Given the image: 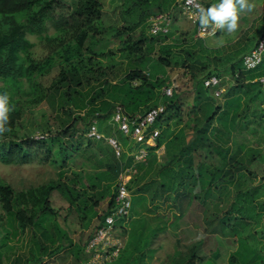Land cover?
Wrapping results in <instances>:
<instances>
[{"label":"trees","instance_id":"1","mask_svg":"<svg viewBox=\"0 0 264 264\" xmlns=\"http://www.w3.org/2000/svg\"><path fill=\"white\" fill-rule=\"evenodd\" d=\"M121 3L113 20L100 0H76L68 14L55 13L61 6L57 0H0V80L5 84L0 94L7 93L13 106L7 130L0 133V162L26 164L38 154L58 166L60 161L58 178L39 186L17 190L0 180V223L10 225L15 237L39 227L52 238L50 245L40 243L43 251L56 244L46 255L48 260L31 258V264H51L52 258L56 264H83L86 245L115 205L119 174L135 164V151L144 147L148 157L135 164L130 190L135 180L146 181L149 188H139L140 203L151 192L152 203L162 195L176 210L175 219L168 226L159 215L154 228L143 217L139 225L132 222L130 236L149 237L154 244L168 227L181 228L175 233L173 264H204L208 258L217 264L230 246L234 250L229 264H247L253 260L252 247L264 249V135L258 143L243 135L255 131L250 126L256 118L264 120V83L256 80L264 75V57L253 70L243 66L244 54L257 35L247 38L249 43L221 66L223 58L212 56L217 50L203 38L176 54L169 46L161 47L172 31L150 33V18L170 12L176 0ZM50 23L56 29L53 35ZM31 35L48 50L42 60L31 56ZM112 42L128 57L121 75L100 65ZM56 66L59 74L44 87L36 78ZM211 75L222 78L224 102L215 96V88L204 84ZM227 77L235 82L229 87ZM26 81L29 90L17 97L12 88L20 90ZM171 83L173 95L166 96L163 89ZM254 103L257 106L251 109ZM32 104L45 108L41 123L45 139L19 133L24 109ZM160 104L165 110L153 126L160 131L154 145L136 143L113 123L118 105L134 118ZM94 121L105 137L121 142L119 157L106 138L88 136ZM76 163L80 172L73 169ZM129 216L121 219L127 222ZM190 222L198 230L184 225ZM262 223L249 234L253 225ZM122 251L125 264H145L146 252L131 254L129 246Z\"/></svg>","mask_w":264,"mask_h":264},{"label":"rangeland","instance_id":"2","mask_svg":"<svg viewBox=\"0 0 264 264\" xmlns=\"http://www.w3.org/2000/svg\"><path fill=\"white\" fill-rule=\"evenodd\" d=\"M100 1L103 4V8L105 12H107L108 15H111L113 20H115L120 13V6L122 4L121 0H100ZM205 1L209 2L211 5L218 4L220 2V0H205ZM57 2L61 6L58 7L57 12L55 13L68 14L71 12V9L73 8L74 2H76V0H57ZM249 3L253 4L254 7L252 8L251 11H244L239 13L238 28L234 33L229 34L227 33L226 30H221L218 36L206 38L208 40L207 43H209L210 46L221 45V47L215 48L217 52L212 53V56H217V57L219 56V58H223V62L220 63L221 66H225L229 64L228 62L229 60L226 59V57L229 58L235 57L236 55H234V53L239 51V49H241L242 47L243 48L245 47L244 44L247 41L246 40L247 38H252L254 35H257L258 38L262 33L260 31H264L262 27L264 26V0H249ZM174 14L178 15L181 19H184L180 7H176L174 9ZM49 28H50L49 29L50 34L53 35L56 33V29L54 28V25L52 23L49 24ZM172 30L173 31L171 38L166 42L161 43V47L164 46L166 48L167 46H169V48L171 47V49H173V52L177 54L178 52L181 53L182 48H189L192 45V42H194L195 39L194 34H192L191 37L189 35L185 36L186 34L183 33L184 31L182 32L179 30L176 31L175 26H172ZM177 32L178 34H176ZM30 39L32 42H34V46L30 50L31 56L37 60H42L43 58H45L46 55L48 54V50L46 49V47H44V43L40 40L38 36L35 35H31ZM247 43H249V41H247ZM235 44L238 45L234 48H230V46ZM119 46L120 45L117 42H112L109 45H106L104 50V52H106V56L101 58L100 65H103L104 67H112L116 73H119L121 75L122 69H124L128 63V57L124 53L119 51ZM237 65L241 66L239 65V63H237ZM59 72H60V68L56 66L53 68L50 74H46L44 76H38L36 79L44 87H48L51 85L52 80L59 74ZM227 81H228L227 87L235 83L232 77L229 78L227 77ZM3 85L5 84L0 80V86ZM24 89L29 90V84L27 83V81L24 83L22 89L20 90H17L14 87L12 88L13 91H17L15 95L20 98H23L22 92ZM24 98L28 99L29 97L26 96ZM219 100L224 102V96L220 97ZM244 102L245 100H243V103L240 106L243 107ZM251 106H252L251 109H255L254 107H256L257 105L254 103L251 104ZM263 108H264V104H263ZM44 112H45V108L41 105L32 104L30 106H27L24 109L22 125L21 127H19L20 135L28 134L34 136L38 132H44L43 129L41 128V123L45 120L43 119L44 117L42 116ZM47 115L48 113H46V116ZM226 120L232 121V119H226ZM250 128L255 129V131H253L252 133L251 132L244 133L243 134L244 137L246 139H250L252 143L254 142L258 143V140L260 139L261 135H264V120L261 121L259 120V118H256L251 124ZM240 138L241 137H239V140L241 141L242 139ZM262 141L264 143V140ZM158 154L162 156L163 159L164 156L163 149H159ZM80 161H82L81 158L77 159V162ZM57 162L60 166V161ZM59 166L51 163L50 161L43 160V154L42 155L38 154V156H36L32 162L26 164L9 165L0 162V180L12 185L17 190H23L33 186H39L45 184L49 182L51 179L58 178ZM72 166L74 170L80 172L79 165H77V167H75V164ZM68 173L71 174L72 171H69ZM145 183L146 181L144 180H139V181L135 180L134 182H132L131 192L133 193L132 194L133 202L131 207V214L127 222L123 221V219H119L118 221L119 225L129 226L131 224L130 223L131 220L132 221L134 220V222L137 225H139L142 220L147 218L148 222H150L155 228L156 227L155 224H157L156 220L159 215L164 217L168 226L175 219L174 212H176V210L168 207L169 203H165L163 201L162 195H157L155 201L153 203L150 202V199L152 198L151 194H153L152 192L148 194V196H146L147 201H146L145 212L142 214L141 211L144 208V206H142L140 203L141 198H139L135 194L141 193V190L139 188L140 186H147L145 185ZM153 189L154 188H151V191ZM1 212H2V208L0 205V213ZM184 225H186L188 228L193 227L194 229L198 230V228L194 223L190 222L188 224L185 223ZM260 225L263 226V223L259 224L258 227ZM130 227L131 230L130 229L127 230L131 232L132 225ZM168 228H169L168 231L165 234H162L154 244L152 243V240H149L148 236H147L148 238L143 237L141 238V240H139L138 236L131 234L130 237L128 236L126 238V234L124 232H121V230H120V235L122 240L124 241V245H126L125 248L129 246V252L131 254H133V251L146 252L145 264H173L174 262L173 255L177 250L176 248L177 238L175 236V233L176 232L180 233L181 228H173V227H168ZM13 231L15 230L11 228L10 225L0 223V261L2 263H7L9 261H12L11 264H26V263L31 264L29 262L31 258H41L44 260H48V258H46V255L50 252L52 248L55 247L56 244L54 243L52 246H49L47 251L41 250L40 248L41 241L42 242L44 241L49 245L51 244V241H53L52 238H50L49 236H47L42 232L41 228L30 227L26 229L25 233L20 234L19 237L13 236ZM6 235H9L8 239H5ZM126 241L127 244L125 243ZM226 247L228 246L226 245ZM252 249L253 251L251 252L250 258H253V260H251V262L247 264H264V249L261 246L256 249L252 247ZM232 250H234V248L230 246L228 254L223 255L218 260V263L228 264L229 263L228 257ZM122 252L123 251H121V253ZM123 254L124 256H126V252H123ZM245 254L246 253H244L243 255L246 256ZM120 256L118 259L108 261L104 264H125L126 258L125 257L120 258ZM238 259H240V257ZM51 264H56V263L52 261ZM204 264H214V263L213 260L208 258L204 262Z\"/></svg>","mask_w":264,"mask_h":264},{"label":"built area","instance_id":"3","mask_svg":"<svg viewBox=\"0 0 264 264\" xmlns=\"http://www.w3.org/2000/svg\"><path fill=\"white\" fill-rule=\"evenodd\" d=\"M207 8L203 0H180L178 6L183 15L191 22L195 28L198 37L207 38L218 36L221 30L214 25L207 30H202L198 21L199 6ZM150 33L168 34L171 31L173 17L171 12L158 13L150 18ZM264 57V34L256 42L254 48L244 55L243 66L245 70H253L261 65ZM261 83H264V75L258 77ZM222 78L217 75H211L204 80L206 87L215 88V96L222 97L225 87L221 85ZM163 93L166 96L173 95V84L164 87ZM165 106L160 104L151 108L142 116L134 118L128 117L120 105L116 106L113 114V123L125 134L130 136L136 143L154 145L160 131L153 127L158 117L164 112ZM88 136L96 139L106 138L114 148L116 155L119 157L123 151L121 142L114 136L105 137L98 130L97 121L92 122L88 130ZM36 139H45L47 134L38 132L35 134ZM148 157V151L143 147L135 151V164L145 162ZM135 164L121 172L117 178L115 205L112 212L106 216L102 225L98 228L94 237L85 247V261L83 264H104L108 261L118 259L121 251L124 249V241L120 235V229L117 228L116 222L121 218L128 217L132 207V192L130 190V181L137 173Z\"/></svg>","mask_w":264,"mask_h":264},{"label":"clouds","instance_id":"4","mask_svg":"<svg viewBox=\"0 0 264 264\" xmlns=\"http://www.w3.org/2000/svg\"><path fill=\"white\" fill-rule=\"evenodd\" d=\"M253 7L249 0H220L218 4L207 8L201 5L197 8L200 28L207 30L214 25L219 30H226L229 34L234 33L238 28L239 13L251 11ZM9 101L10 97L7 93L0 94V133L7 130L5 125L8 122L9 113L13 110ZM118 225L116 222L117 228L122 232L124 227Z\"/></svg>","mask_w":264,"mask_h":264},{"label":"crops","instance_id":"5","mask_svg":"<svg viewBox=\"0 0 264 264\" xmlns=\"http://www.w3.org/2000/svg\"><path fill=\"white\" fill-rule=\"evenodd\" d=\"M177 2H178V4H179V1L180 0H176ZM203 2L204 3H206V4H210L209 2H207V1H205V0H203ZM178 4H177V6L176 7H179L178 6ZM175 6H173L172 7V9H171V14H172V17H173V24H172V26H175V29H176V31H184L183 33L184 34H186L185 36H187V35H189L190 37H191V35L192 34H194V38L196 39V38H200V37H198V35H197V32H196V28H195V26L191 23V22H189V20H187V18L184 16V15H182L183 16V18L185 19H181L178 15H175L174 14V9L176 8ZM175 18V19H174ZM184 20V21H183ZM263 27V29H264V26H262ZM263 29H261V30H263ZM171 31H173L172 30V27H171ZM170 31V32H171ZM260 32H262L261 34H260V36L262 35V34H264V31H260ZM174 33V32H173ZM180 33V32H179ZM176 34H178V32L176 33ZM259 34V33H258ZM259 36V37H260ZM259 37L257 38V40L259 39ZM205 41H206V44L210 47V48H217V47H221V45H219V46H210L209 45V43H207L208 42V40L206 39V38H203ZM210 39V38H209ZM237 40V39H236ZM257 40H254L249 46H248V48H247V51H246V53L245 54H247L248 52H250L253 48H254V46H255V44H256V42H257ZM190 42V41H189ZM211 42V41H210ZM244 54V55H245ZM160 149H163V154H165V147H162V148H160ZM158 153H159V150H158ZM158 158H159V161H162L163 159H162V156H160L159 154H158ZM136 196H138V195H140V194H135ZM148 195V194H147ZM138 205H139V203H138ZM141 205L142 206H144V208L142 209V214L145 212V207H146V201L145 200H143L142 201V203H141ZM132 222H134V220L132 221H130V225L129 226H125L124 225V230L126 231L127 229H130L131 227V225H132ZM258 226L257 225H253L252 226V228H251V230H250V232H249V234H254V233H256V231L258 230V229H260L262 226H259L258 228H257ZM131 230V229H130ZM125 234H126V238L129 236L130 237V231H128L127 230V232H125ZM258 236V235H257ZM126 244H127V241L125 242ZM251 243V242H250ZM154 257H155V255H154ZM158 258V257H157ZM53 259V258H52ZM51 259V262L53 261ZM28 261V260H27ZM12 263V261H9V262H7V264H11ZM26 264H29V263H26ZM217 264H219L218 262H217ZM229 264V263H228Z\"/></svg>","mask_w":264,"mask_h":264}]
</instances>
